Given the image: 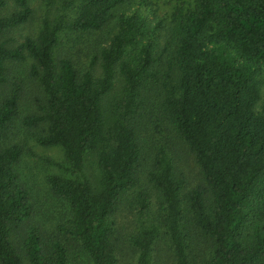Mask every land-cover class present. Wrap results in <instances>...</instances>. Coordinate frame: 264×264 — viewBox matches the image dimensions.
I'll use <instances>...</instances> for the list:
<instances>
[{
	"label": "trees",
	"instance_id": "1",
	"mask_svg": "<svg viewBox=\"0 0 264 264\" xmlns=\"http://www.w3.org/2000/svg\"><path fill=\"white\" fill-rule=\"evenodd\" d=\"M132 1L44 0L36 34L17 41L30 0H0L13 4L0 16V264H119L126 243L134 264H264V0H190L162 45L141 11L116 14ZM111 19L99 73L79 70L69 45ZM22 129L63 150L46 178L68 208L53 230L20 178ZM164 131L192 154L196 183ZM123 202L137 219L127 235Z\"/></svg>",
	"mask_w": 264,
	"mask_h": 264
},
{
	"label": "rangeland",
	"instance_id": "2",
	"mask_svg": "<svg viewBox=\"0 0 264 264\" xmlns=\"http://www.w3.org/2000/svg\"><path fill=\"white\" fill-rule=\"evenodd\" d=\"M189 1L133 0L130 4L116 10V14L120 12L130 13L134 10L141 11L149 25L156 26L159 35L158 42L159 45H162L164 42L163 37L170 26L172 11L175 7L185 6ZM30 5L33 10L32 17L23 27L15 31L17 41H20L26 35L36 34L40 26L44 12V0H30ZM12 10L13 4L9 3L6 8L0 11V16L9 14ZM112 22H114V19L110 20L107 29L95 34L93 37L91 36L90 40L89 38H82L69 45L72 58L79 70H85L92 66L95 73H99L98 52L100 47L105 44ZM26 67V65H22L17 69L20 73L19 75L25 76L26 73L23 72ZM259 79L261 83V99L264 100V65L259 73ZM21 131L18 134V141L22 147V153L17 164L20 178L29 190L36 210L35 220L45 229L53 230L57 224L63 222L68 216V208L65 202L51 192L46 178L51 174H62L57 164L64 162L63 150L60 146H42L34 140L28 131L25 132L23 129ZM156 135L160 143L168 142L171 147L169 151L173 155V160L180 167L183 175L187 177L188 182L191 184L196 183L199 175L198 168L188 148L167 131H164L162 135ZM87 172L97 174L91 160L88 163ZM114 221L126 235L137 225L136 216L129 210L126 202L119 205ZM126 245L127 243L124 244V253L119 264H134L136 255ZM162 254L163 264H172L166 258V255ZM23 264L28 263L24 262Z\"/></svg>",
	"mask_w": 264,
	"mask_h": 264
}]
</instances>
